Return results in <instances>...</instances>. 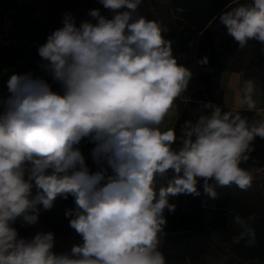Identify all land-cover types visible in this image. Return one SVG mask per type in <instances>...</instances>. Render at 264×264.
I'll return each instance as SVG.
<instances>
[{
	"label": "clouds",
	"instance_id": "obj_1",
	"mask_svg": "<svg viewBox=\"0 0 264 264\" xmlns=\"http://www.w3.org/2000/svg\"><path fill=\"white\" fill-rule=\"evenodd\" d=\"M99 2L111 18L92 9L95 23L77 26L66 14L38 48L58 91L43 76L14 73L0 95V264H167L160 247L165 211L176 209L170 196H200V181L211 198L216 187L252 184L241 164L264 139V118L249 121L209 101L179 134L162 131L193 74L173 56L168 28L138 14L142 0ZM213 19L240 48L264 45V0H232ZM254 88L245 82L248 111L256 110ZM82 142L93 145L94 172ZM157 178L167 180L158 191ZM69 196L75 207L65 217L80 238L70 249L56 251L52 231L23 237L14 227L18 219L38 225L41 209ZM236 221L254 243L253 230Z\"/></svg>",
	"mask_w": 264,
	"mask_h": 264
},
{
	"label": "trees",
	"instance_id": "obj_2",
	"mask_svg": "<svg viewBox=\"0 0 264 264\" xmlns=\"http://www.w3.org/2000/svg\"><path fill=\"white\" fill-rule=\"evenodd\" d=\"M58 3L69 6V14L76 24L95 23L89 11L99 9L101 13L105 9L99 0H58ZM231 4L232 0H142L138 9L139 15L168 28L164 37L171 41L176 59L189 51L193 36L199 35L194 53L199 70L198 88L171 126L177 134L185 120L195 121L200 114L206 113L203 103L210 101L220 105L223 111L235 110L224 106L221 91L214 87L222 73L242 72L245 81L252 80L264 87V52L261 51L264 45L250 40L240 48L218 20L213 19ZM36 6L63 26L65 15L58 18L40 2ZM204 57L208 58V63L202 65L199 61ZM9 78L0 77V80L7 82ZM236 111L249 121L264 118L254 111ZM78 147L87 167L96 171L97 165L91 156L93 145L82 142ZM241 167L253 173L252 184L247 190L235 184L216 187L217 195L211 198L203 192L200 181V196L178 194L169 197L176 209L173 213L165 211L166 235L160 247L167 264H264V139H255L254 151ZM161 186H167V180L157 178L156 190ZM74 207L71 196L67 200L57 198L50 210L41 209L38 225L25 226L18 219L14 227L23 237H32L38 230L52 231L56 236V251H66L80 239L70 228L69 218L65 217V211ZM236 217L253 230L254 243H249L251 237ZM203 258H210V261L199 263Z\"/></svg>",
	"mask_w": 264,
	"mask_h": 264
},
{
	"label": "crops",
	"instance_id": "obj_3",
	"mask_svg": "<svg viewBox=\"0 0 264 264\" xmlns=\"http://www.w3.org/2000/svg\"><path fill=\"white\" fill-rule=\"evenodd\" d=\"M13 4H15V0H0V8ZM36 5L37 3H34L29 7L26 3H23L18 11L16 10L10 14V17L11 19H17L18 21L17 34L19 36L26 35L34 38L37 41L38 46L35 47L25 44L14 50L1 53L0 61H5L4 65L10 64L11 62H17L19 65H22L24 70H28V73L31 72L35 76H43L46 79L47 74L44 73L42 69L31 68L29 62L30 60L33 61L34 58L39 57L38 48L46 42L47 37L54 30L63 26H60L52 20L45 10ZM2 13L3 12H0V25L3 23L4 19L2 18ZM76 25L79 26L80 24ZM178 63L187 67L193 75L186 92L174 102L173 107L170 109L164 122L160 126L162 131L171 128L174 120L181 114V111L183 110L185 103L189 100L191 94L198 88L196 80L199 72L197 62L194 60L187 62L186 56L183 54V57L179 58ZM245 82L242 72L226 71L220 75L219 81L216 84V89L221 91L225 107H230L235 110H247L246 105L240 103L243 99ZM253 99L256 101V110H254V112H257L264 117V87L255 84Z\"/></svg>",
	"mask_w": 264,
	"mask_h": 264
},
{
	"label": "rangeland",
	"instance_id": "obj_4",
	"mask_svg": "<svg viewBox=\"0 0 264 264\" xmlns=\"http://www.w3.org/2000/svg\"><path fill=\"white\" fill-rule=\"evenodd\" d=\"M38 2L45 5L47 10L54 12L55 16H57L58 18H60L62 15H66V14H69L71 12L68 5L67 6L60 5L58 3V0H15V4L0 8V12H3L2 18H4V19L11 18L10 14H12V12H15L16 10L18 11V9L21 8L23 3H26V5L31 7L34 3H38ZM101 15H104L108 18H111L113 13L108 9H104L101 12ZM14 20L16 22H18L17 19H14ZM198 36H199L198 34L193 36L192 44L189 48V51L187 53H183L186 56L187 62H191L194 60V57H195L194 53H195L197 44L199 42ZM37 46H38V43H37ZM183 54L179 55V57L177 58V61L179 60V58L183 57ZM29 63H30L31 68L41 69V67H40L41 58L40 57L34 58L33 61L30 60ZM29 63H27V64H29ZM4 64H5V61H0V77H10L14 73H19V74L28 73V70H24L22 65H19L17 62H15V63L11 62L10 64H7V65H4ZM27 69H28V67H27ZM46 79H48L49 82L52 83L51 78L48 75H47ZM52 87H53V90H57V91L59 90V86L55 83H52ZM214 87L216 89V85ZM6 94H7V82L0 80V95H6ZM209 259L210 258H203V259L198 260V262L199 263H206V262L210 261ZM213 264H219V263L213 262Z\"/></svg>",
	"mask_w": 264,
	"mask_h": 264
},
{
	"label": "built area",
	"instance_id": "obj_5",
	"mask_svg": "<svg viewBox=\"0 0 264 264\" xmlns=\"http://www.w3.org/2000/svg\"><path fill=\"white\" fill-rule=\"evenodd\" d=\"M37 46V41L30 36L17 34V22L13 19H4L0 25V54L14 50L22 45Z\"/></svg>",
	"mask_w": 264,
	"mask_h": 264
}]
</instances>
